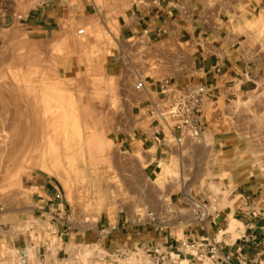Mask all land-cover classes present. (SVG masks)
<instances>
[{
  "label": "crops",
  "instance_id": "0c3cea01",
  "mask_svg": "<svg viewBox=\"0 0 264 264\" xmlns=\"http://www.w3.org/2000/svg\"><path fill=\"white\" fill-rule=\"evenodd\" d=\"M12 2L0 3V42L19 23ZM110 7L115 8L116 73L127 69L128 57L167 68L137 79L146 83L145 99L118 144L152 190L130 193L137 202L101 215L90 235L72 222L56 185L45 179L31 188V224L14 242L0 228V264H152L143 247L157 248L164 264H264L260 186L249 180L209 189L203 178L204 162L217 148L207 129L214 120L212 105L264 86V15L258 14L264 0H112ZM165 80L181 91L209 90L201 114L207 128L199 143H163L155 136L146 100L158 95ZM195 204L202 206L197 213ZM87 249L91 256L85 259Z\"/></svg>",
  "mask_w": 264,
  "mask_h": 264
},
{
  "label": "rangeland",
  "instance_id": "374dc122",
  "mask_svg": "<svg viewBox=\"0 0 264 264\" xmlns=\"http://www.w3.org/2000/svg\"><path fill=\"white\" fill-rule=\"evenodd\" d=\"M12 1L19 23L0 42V228L14 242L34 218L31 188L50 179L92 235L101 215L135 201L130 193L152 190L118 144L145 99L137 79L167 68L128 57L116 73L112 0ZM211 109L202 128L217 148L205 185L252 180L264 199V86Z\"/></svg>",
  "mask_w": 264,
  "mask_h": 264
},
{
  "label": "built area",
  "instance_id": "2783aa9c",
  "mask_svg": "<svg viewBox=\"0 0 264 264\" xmlns=\"http://www.w3.org/2000/svg\"><path fill=\"white\" fill-rule=\"evenodd\" d=\"M133 89L141 93L146 89L144 81H137ZM209 90L205 87H196L189 91L172 88L167 80L160 83L158 95L147 97L145 115L154 128L155 136L161 142L173 141L181 145L185 141L196 144L202 134V105ZM196 213L200 207L195 208ZM143 250L152 255V264H164L166 257L157 248L143 247ZM215 247L208 253L213 255ZM264 254V251H263Z\"/></svg>",
  "mask_w": 264,
  "mask_h": 264
}]
</instances>
